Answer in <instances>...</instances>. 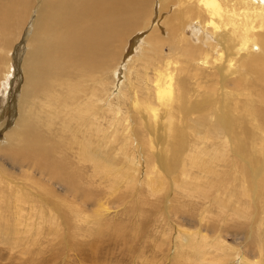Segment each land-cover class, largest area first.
<instances>
[{
	"label": "rangeland",
	"instance_id": "obj_1",
	"mask_svg": "<svg viewBox=\"0 0 264 264\" xmlns=\"http://www.w3.org/2000/svg\"><path fill=\"white\" fill-rule=\"evenodd\" d=\"M2 1L7 3L6 0ZM15 1L18 7L20 6L19 9L0 10V232L14 231L12 226L14 223L13 219L15 218L16 220V218L20 217V214H18L19 210L16 209L20 206V208L25 209L26 217L24 218V222L28 220L30 214L34 215L35 210H40V213L42 212V216L37 213L35 215V221L40 226L42 235L38 238V241L30 242L28 240L31 244L26 243V245L15 249H13L15 246L12 244L4 245L1 239L2 236H0V245H2V247L0 246V256L2 255L0 257V264H240L238 255L240 257L245 256L250 261L256 259L264 261V255H261V251L264 249V168H262L264 166V83L257 80V76L255 77V74H253L254 71L250 73V71L243 72V70L239 69V63L229 68V65L224 60H216V58H219V52L216 53L212 48L209 49L208 45L203 49H209L210 51H207L212 56L209 59H205V63H203L204 59L201 57V54L196 50H193L192 54L186 57L178 49L174 50L172 48L175 47V44H179V35L176 40L171 39L168 36V28L179 29V33L184 31L186 45L194 48L202 47L199 40L193 41V30L187 26L188 24L191 25L189 21L197 14L196 0H188L183 5L186 9H189V13H186L187 15L183 14V16L185 15L184 17L179 13V10H181L179 8H175L178 12L172 8L174 11L171 12L169 10L171 13L166 12L161 16V19L157 17L159 15L155 14L154 23L156 20L159 26L166 19L167 27L166 25L165 27H160L166 32L165 34L163 33L164 35L160 39V41H165L161 43V46L163 45L164 47L165 56L170 58L172 68L177 70L174 73L175 80L172 81L174 82L173 94L177 99L173 95L174 100L171 101V106L168 105V102L165 104L160 100H155V105L159 109L156 116L154 113L149 112L143 104V101L151 95L146 90L151 84L144 81L145 78L139 81L135 77L132 79V81H136L139 84V90H136V95L142 102H126L124 98V102H122V97L117 100V97L113 95L112 97L114 98H111L109 100L110 103L107 104V94L110 93L112 95L115 91V85H117L114 75L111 74L115 64L110 69H105L106 71L93 69L92 72L88 68L86 70L81 69L82 67L78 65L76 60L75 62H70L66 57L59 60L58 35L53 32L47 37L39 39L40 32H42L39 31L40 24L42 25L44 24L43 22H46L40 18L41 11L44 8H40L39 4H41V0ZM220 1L225 2V0ZM254 1L229 0L230 3H235V5L236 3L240 5L244 4L243 7L246 8V11L251 13H247L248 17L244 16V19L250 22L253 20L251 24L257 26H254L255 30L252 33L263 32L262 34H264V6L261 0ZM24 4H28L27 8H23ZM166 7L169 6L167 5ZM23 9H26L25 17L21 19L20 13ZM175 11L176 18L173 19V22H170V16ZM206 17L203 14L202 18ZM137 18L139 19V17ZM168 19L169 21H167ZM216 20L220 22L221 18L216 16ZM197 21L195 22L197 24L201 22V20H199L200 22ZM142 22L139 20L137 24L132 26L137 30L142 27ZM186 23V29L184 30L183 26ZM2 24H6L5 27ZM227 30L225 31V36L229 35V29ZM222 32L224 33V31ZM132 39L133 37L129 38L128 45L125 46L124 50L126 54L120 64L124 62L126 55H129L133 49L131 45ZM238 41L239 38L233 40L231 46H229V51H234L236 59L240 61L250 59L253 56V49H240ZM43 46L47 49V54L42 55L43 58L40 57V67L43 71L39 74V82L34 81L32 83L28 80L31 77H29L28 67L29 65L33 67V61L39 58L38 52H33L34 49ZM49 49L51 50L50 53H48ZM31 50H33L32 56L30 55ZM257 51L261 52V50ZM136 65L135 70L141 69L142 65H138L137 63ZM221 66H226L224 70L227 76V79L225 78V87L221 86L220 81L219 67ZM181 71L184 74H181ZM231 71L234 72L232 73ZM95 77L98 78L97 81L102 80L104 84H98L97 81H93ZM31 78L33 79V77ZM89 83L90 85H88ZM93 93L94 97L92 101L95 105L91 109L95 116L93 118L90 117L91 120L87 121L86 117L75 114V111L81 107V103L87 102ZM131 97L132 94L129 98ZM41 100L44 103L47 102L46 104H49L48 106L52 110L41 107ZM62 109L63 112H61ZM66 109L68 111L72 110L71 114H68ZM64 112L67 113L66 118H64ZM164 116L166 117L165 119H163ZM51 117L54 119H52L53 121ZM153 117H155V121ZM224 117L228 128L231 125L229 132L231 131L230 135L232 139L226 138L221 142L222 138H220L221 135H218V132L222 129L221 118ZM95 118L101 123L99 124L103 131H105V135L108 134L109 137L107 136V138L104 135L101 137L102 140L96 134V141L93 137L95 142L94 147L102 146L103 149L101 150L106 152H104L105 155L103 156L109 155L108 157H112L113 164L121 168L126 165L125 158L123 157L124 152H128V146L133 143L136 144L137 140L138 145L136 149L137 156L139 157L140 172L135 173V184L133 182L132 186L126 188L120 183L117 187L119 190L115 194H110L104 186L96 187V189L92 190L93 197H102L104 201H108L112 208L110 213L104 218L105 221L101 219L98 221V226H96L97 224L95 225L96 227L85 222L83 223V227L85 226L84 228L86 229H84L78 225L74 197L71 194H67L66 187L71 185L78 188V190H84L85 185L94 182L91 178L92 175L89 176V174H92V168L89 165L80 163V159L77 157L79 149L70 148L71 150H69L67 147L70 145H68L69 140L65 139V137L67 135L71 137L78 135L81 138H88V134H92L96 130ZM120 121L122 124H120ZM129 125L132 126L130 127ZM170 125L172 128H170ZM85 129L88 133L84 131ZM112 129H117L118 131H113ZM148 129L155 130V133L151 134V131ZM171 132L173 136H176L180 141L182 139V141L180 142L176 137L174 138ZM233 132L237 135L233 134ZM64 135L65 137H63ZM135 136L138 138L136 139ZM63 139L67 141V145H65L66 141L64 142ZM237 139L243 144L245 148L244 152H239L240 146ZM163 140H165V143H163ZM184 140L186 143L183 144ZM27 143H31L35 147L33 150L28 151L30 152L28 154H25L24 151L20 153L19 149ZM195 143L197 144L195 145ZM199 143L200 145L204 144L202 145L203 147ZM217 143L221 145L218 146ZM213 144L217 146L215 147ZM12 145H14L13 149L15 151L12 149ZM140 145L142 150L140 149ZM177 145L180 147L185 145L188 149L185 146V148L179 147L178 151H176L178 154L174 153L177 150ZM198 145L201 149L205 148L204 154H202ZM70 146L73 147V145ZM210 148H214L216 151ZM217 150L219 153L221 152L217 155L219 159L215 158V162H212L213 158L216 157L215 153L218 152ZM234 150H236L237 154H235ZM64 152H67L66 155H64ZM192 153H194V156ZM222 153L224 157H222ZM241 154L243 155L242 157H240ZM22 155L25 156L22 157ZM65 158L68 160L66 165ZM205 163L209 165L207 168L210 171H203L206 168L204 166ZM255 164L256 167H254ZM169 166H174L176 171L173 172L172 177L176 179L186 180L187 176L198 177V185L205 187L198 194L201 198L208 196L210 199L206 201L197 200L185 196L179 190L176 191V195V192L174 193L171 190V183L167 181L166 172L169 170ZM175 166L178 167L176 168ZM46 167L58 171L59 177L57 179L53 177L49 178L45 172ZM80 167L82 168L80 169ZM86 167L89 169H85ZM143 170L146 171L144 172ZM85 171H89L90 173ZM116 172L119 173V170L114 171V175H116ZM39 173H41L40 176ZM160 174H162L165 186H159V184L155 183L158 186L152 184L151 188H149L145 186L146 183H143V188L139 187L141 182L154 180ZM258 177L262 179L259 180ZM115 179L117 180V175ZM200 180H203V182ZM57 182L60 184H56ZM18 199L19 201H17ZM167 201L169 202L167 203ZM203 206L204 208H201ZM81 217L84 216L81 215ZM85 220H87L86 217ZM80 227L81 230L79 229ZM179 230L182 233H178ZM192 230H202L203 233H208V243H213L214 239L220 236L228 244L227 249L230 247L234 252L229 250L228 256H225L226 253L224 251L218 252L210 246L206 248L205 244L199 242L200 246L196 250L199 251L201 249L203 252L199 254L201 255V260L196 258L194 254L196 250L194 251L187 247L179 249L185 254L188 253L187 255H190V257L186 256V258H189L187 261L182 260L175 254L177 245H180L178 236L185 238ZM74 233H78L75 235L76 239L74 238ZM11 239L13 241L17 240L14 238V235L11 236ZM189 245L191 244L189 243L187 246L189 247Z\"/></svg>",
	"mask_w": 264,
	"mask_h": 264
},
{
	"label": "bare ground",
	"instance_id": "obj_2",
	"mask_svg": "<svg viewBox=\"0 0 264 264\" xmlns=\"http://www.w3.org/2000/svg\"><path fill=\"white\" fill-rule=\"evenodd\" d=\"M7 3L2 0H0V10L1 9H19L18 4H16L15 0H6ZM240 1V0H239ZM256 1V0H255ZM254 1V2H255ZM27 2V0H26ZM188 2V0H41L39 4L40 8L44 7L41 11V16L40 18H42V20H45L46 22H43L44 24H40V30L42 31L40 32V36L39 39H41V37H47L49 34L51 33H55L58 36V49H59V60L63 59V58H68V60L70 62H75V60L78 62V65H80V67H82L81 69H85L88 68L93 72L94 70H99V71H106L105 69H110L112 67V65L115 64L114 69L112 68V75H114V78L116 80V84L115 85V91L112 95H110V93L107 94V99H106V103L109 104V100H111V98L113 99L114 97H112L113 95L116 96L117 100H119L121 97L122 99H126V102H132V103H136L140 101V98L137 97L136 95V90H139V84L136 83V81H132L133 77H135L137 79V81L141 80L142 78H145L144 81H146L147 83H150V87H148V89H146L148 91L149 94H151L148 98H144L145 100L143 101V104L147 107L148 111L151 112L152 114L154 113L155 116L158 114V107L157 105H155V100H160L162 102H164L165 104H167V102L169 103L168 105L171 104V101H173V87H174V82H172L174 79V73L175 69L172 68L171 64H170V58H168L167 56H165L164 54V47L163 45L161 46V43L165 42V41H160V39L162 38V36L166 33L163 29H161V26L166 25V19L164 21V25L162 24L161 26H159L158 22L154 23V18L156 15L158 18L161 19V16L163 14H165L166 12L171 13L172 11H174L172 8H179L181 10H179V13H181V16H183V14H188L189 13V9L185 8L183 5ZM258 2V1H257ZM262 5L264 6V0H261ZM248 3V2H246ZM29 4V3H28ZM28 4H24L23 8H27ZM254 4V3H253ZM169 7H166V6ZM229 5V6H228ZM237 5V6H236ZM230 3L229 0H225L224 1H220V0H196V9H197V14L194 15V18L192 20L189 21L190 24L187 25L184 24V30L186 29V25L188 27H191L193 32H192V37H193V41H198L202 44V49L201 48H194L191 46L186 45V36L184 34V31L181 33H179V29H174V28H168V36L173 39L176 40V38L179 35V44H175V47H172L174 50L178 49L183 56L188 57L189 54H192L193 50H196L197 52H199L201 54V57H203V63H205V59H209L212 55L210 54V48H212V50L216 53H218L219 58H216V60H224L225 63H227V65H229V68L234 67L236 64L239 63L240 67L239 69L243 70V72H249L251 73V71H254L253 74H255V77L257 76V80L261 83H264V34L260 33V32H256V33H252V31H254L256 25H252L249 20L244 19V16L248 17V11H246V8L243 7V5L237 4L236 3ZM248 6V4H247ZM256 6V5H255ZM39 7V6H38ZM258 7V6H256ZM260 8V7H259ZM175 9V10H176ZM248 9V8H247ZM169 10H171V12H169ZM260 10V9H259ZM25 11L26 9H23L20 13L21 15V19L23 17H25ZM28 11V10H27ZM34 11V10H33ZM38 11V9H37ZM177 11V10H176ZM176 11L170 16V22H173V19H175V13ZM253 11V10H252ZM257 11V10H256ZM178 12V11H177ZM7 13V12H6ZM248 13V14H247ZM254 14V12H252ZM259 13V12H258ZM263 13V12H261ZM156 14V15H155ZM186 14V15H187ZM203 14H205L207 17L206 18H202ZM251 14V13H250ZM264 15V14H263ZM179 17V15H177ZM180 16V17H181ZM190 16V15H189ZM216 16L221 18V21L218 22L216 20ZM254 16V15H253ZM5 17V16H4ZM7 17V15H6ZM139 17V19L137 18ZM169 17V16H168ZM190 18V17H189ZM202 18V19H201ZM264 18V17H263ZM218 19V18H217ZM143 21L142 22V27L138 28L137 30L132 26L134 24H137L138 21ZM163 20V19H162ZM201 20L200 23H195L196 21ZM169 21V19L167 20ZM178 21V20H175ZM197 21V22H198ZM21 22V21H20ZM41 22V21H40ZM162 22V21H161ZM182 22V21H181ZM185 22V21H184ZM187 22V21H186ZM256 22V21H255ZM259 22V21H258ZM257 22V23H258ZM180 23V22H179ZM183 23V22H182ZM1 24V23H0ZM9 24V23H7ZM176 24V23H175ZM259 24V23H258ZM4 24H2L3 26ZM6 25V24H5ZM4 25V27H5ZM141 25V24H140ZM171 25V24H170ZM167 27V25H166ZM169 27V26H168ZM171 27V26H170ZM257 27V26H256ZM137 28V27H136ZM7 29V28H6ZM135 29V30H134ZM229 29V35H224L225 31ZM1 30V29H0ZM5 31V30H4ZM224 31V33L222 32ZM2 32V31H1ZM191 32V31H190ZM228 32V30H227ZM164 33V34H163ZM128 34V35H126ZM127 36V37H126ZM126 37V38H124ZM131 40L132 43V47L133 49L131 50V53L129 55H126V59H124V62L122 64L121 61L123 59V57L125 56L126 52H125V46L128 45V41L129 38H132ZM239 38L238 43L240 44V49L242 50H250L251 48L253 49V56L250 59H247L245 61H240L239 59H236V53L234 51H229V46H231V43L233 42L234 39ZM130 41V42H131ZM189 42V41H188ZM168 43V42H167ZM181 43V44H180ZM173 44V43H172ZM190 44V43H189ZM181 45V46H180ZM209 47V51H207L206 49H203L205 46ZM239 49V48H238ZM237 49V50H238ZM256 49V50H255ZM39 50V51H38ZM177 50V51H178ZM257 50H261V52L259 53ZM32 51L30 55L32 56ZM118 51V52H117ZM212 51V52H213ZM35 53L38 52V56L39 58H36L35 61H33L32 66L30 67L29 65V77H33V79L30 77L28 78V80L30 82H39L38 78H39V74L41 71H43V69L40 67V57H42V55H46L47 54V49H45V47H38L35 48L34 51ZM51 50H48V53H50ZM241 53V52H240ZM263 53V54H261ZM249 54V53H248ZM240 55V54H239ZM238 56V55H237ZM240 58V57H239ZM201 60V59H200ZM239 60V61H238ZM208 61V60H207ZM61 62V61H60ZM136 63L138 65H142L141 69H136ZM35 64L36 67H35ZM60 66H62L61 64H59ZM208 65V63H207ZM223 65V64H222ZM51 66V65H50ZM175 66V65H174ZM218 68V67H217ZM220 69V81H221V86L225 87V78L227 77L224 73V70L226 68V66H221L219 67ZM56 69V68H55ZM77 69V68H76ZM79 69V68H78ZM178 69V67H177ZM202 69V68H201ZM61 70V69H60ZM150 70V72H149ZM27 71V72H28ZM55 71V70H54ZM64 71V70H63ZM62 71V72H63ZM111 71V70H110ZM141 71V72H140ZM235 71V70H234ZM233 71V72H234ZM98 72V71H96ZM232 72V71H231ZM232 72V73H233ZM183 72L181 71V74ZM231 73V76H232ZM238 73V70H237ZM109 74V73H108ZM184 74V73H183ZM246 74V73H245ZM44 75V74H43ZM80 75V74H79ZM218 75V74H217ZM83 76V75H82ZM180 76V75H179ZM230 76V77H231ZM239 76V75H238ZM246 76V75H245ZM253 76V75H252ZM84 77V76H83ZM177 77V75H176ZM178 78V77H177ZM232 78V77H231ZM246 78V77H245ZM8 79V78H7ZM98 78H94L93 81H97ZM105 79V78H104ZM194 79V78H193ZM227 79V78H226ZM233 79V78H232ZM242 79V78H241ZM253 79V77H252ZM135 80V79H134ZM143 80V79H142ZM178 80V79H177ZM176 80V82H177ZM180 80V79H179ZM197 80V79H196ZM230 80V79H229ZM234 80V79H233ZM243 80V79H242ZM107 81V80H106ZM109 81V80H108ZM182 81V80H181ZM205 81V80H204ZM238 81V80H237ZM246 81V80H245ZM234 82V81H233ZM236 82V81H235ZM241 82V80H240ZM94 83V82H93ZM98 84H102L103 81L102 80H98L97 81ZM141 83V82H140ZM198 83V82H196ZM228 83V82H227ZM245 83V82H244ZM104 84V83H103ZM102 84V85H103ZM114 84V83H113ZM242 84V83H241ZM86 85V84H85ZM90 85V83L88 84ZM141 85V84H140ZM179 86V84H177ZM219 85V84H218ZM237 85V83H236ZM52 86V85H51ZM74 86V85H73ZM92 86V85H91ZM94 86V85H93ZM238 86V85H237ZM4 87V86H3ZM69 87V86H68ZM66 87V88H68ZM79 87V86H78ZM202 87V84H201ZM229 87V86H228ZM51 88V87H50ZM76 88V87H75ZM180 88V87H179ZM199 88V87H198ZM256 88V87H255ZM84 89V88H83ZM108 89V88H107ZM85 90V89H84ZM175 90V89H174ZM178 90V89H177ZM81 91V90H80ZM109 91V90H108ZM253 91V90H252ZM79 92V89H78ZM260 92V91H259ZM29 93V92H28ZM52 93V92H51ZM70 93V92H69ZM141 93V92H140ZM222 93V92H221ZM235 93V92H234ZM71 94V93H70ZM132 97L129 98V96ZM216 94V93H215ZM251 94V93H250ZM45 95V94H44ZM87 95V94H86ZM92 96H90L88 98L87 102L81 103V107H79L76 111L75 114L81 115L83 117H86L85 119L87 121H90V117H94L95 115L93 114V110L91 109V107L95 105V103L92 101V98L94 97V93L91 94ZM143 95V94H142ZM146 95V93H145ZM225 95V94H224ZM258 95V94H257ZM68 96V95H67ZM75 96V95H74ZM175 96V95H174ZM221 96V95H220ZM259 96V95H258ZM66 97V96H65ZM99 97V96H98ZM144 97V96H143ZM176 97V96H175ZM215 97V96H214ZM218 97V95H217ZM224 97V96H222ZM63 98V96H62ZM97 98V97H96ZM142 98V97H141ZM80 99V98H79ZM124 99L122 100V102H124ZM177 99V97H176ZM179 99V98H178ZM220 100V98H218ZM62 100V99H61ZM83 100V99H82ZM142 100V99H141ZM64 101V100H63ZM65 102V101H64ZM75 102V101H74ZM113 102V101H112ZM119 102V101H118ZM142 102V101H140ZM177 102V101H176ZM184 102V101H183ZM220 102V101H219ZM47 103V102H46ZM44 103V101H40V104H42L41 107L43 108H50V106H48L49 104ZM67 103V102H66ZM120 103V102H119ZM130 103V104H132ZM218 103V102H216ZM77 104V103H76ZM123 104V103H122ZM125 104V103H124ZM129 104V103H128ZM68 105V104H67ZM78 105V104H77ZM121 105V103H120ZM119 105V106H120ZM141 105V103H140ZM163 105V104H162ZM172 105V104H171ZM170 105V106H171ZM216 105V104H215ZM123 106V105H122ZM130 106V105H129ZM164 106V105H163ZM169 106V107H170ZM205 106V105H204ZM72 108V106H70ZM121 107V106H120ZM124 107V106H123ZM139 107V106H137ZM142 107V106H141ZM175 107V106H174ZM214 107V106H213ZM216 107V106H215ZM63 108V107H62ZM68 108V107H66ZM77 108V106H76ZM119 108V107H118ZM122 108V107H121ZM125 108V107H124ZM136 108V107H135ZM220 108V107H219ZM64 109V108H63ZM63 109L61 112H63ZM100 109V108H99ZM129 109V108H128ZM178 109V108H177ZM180 109V108H179ZM221 109V108H220ZM223 109V108H222ZM52 110V109H51ZM130 110V109H129ZM214 110V109H213ZM58 111V110H57ZM66 111H68L66 109ZM98 111V110H97ZM102 111V110H101ZM125 111V110H124ZM137 111V110H136ZM51 113V111H49ZM72 112V110L68 111V114ZM74 112V111H73ZM121 112V111H120ZM145 112V111H144ZM147 112V111H146ZM224 112V110H223ZM44 113V112H43ZM48 113V111H47ZM46 113V114H47ZM65 113V112H64ZM126 113V112H125ZM160 113V111H159ZM198 113V112H197ZM52 114V113H51ZM71 114V113H70ZM104 114V113H102ZM111 114V113H110ZM113 114V113H112ZM116 114V113H115ZM124 114V113H123ZM145 114V113H144ZM148 114V113H146ZM161 114V113H160ZM53 115V114H52ZM57 115V114H56ZM67 113H65V117L66 118ZM122 115V114H120ZM125 115V114H124ZM127 115V114H126ZM150 115V114H149ZM194 115V114H193ZM58 116V115H57ZM56 116V117H57ZM64 116V115H63ZM70 116V115H69ZM102 116V115H101ZM106 116V115H105ZM116 116V115H115ZM151 116V115H150ZM161 116V115H160ZM169 116V115H168ZM173 116V115H172ZM49 117V116H48ZM72 117V116H71ZM123 117V116H122ZM148 117V116H147ZM182 117V116H181ZM50 118V117H49ZM55 118V117H54ZM70 118V117H69ZM81 118V117H80ZM114 118V117H113ZM124 118V117H123ZM150 118V117H149ZM154 121H155V117ZM160 118V117H159ZM166 117L164 116L163 119H165ZM171 118V117H170ZM29 119H31V117H29ZM53 118L51 117V120ZM72 119V118H70ZM82 119V118H81ZM104 119V118H103ZM173 119V118H172ZM182 119V118H181ZM192 119V118H190ZM54 120V119H53ZM52 120V121H53ZM74 120V119H73ZM108 120V119H107ZM104 120V121H107ZM111 120V119H110ZM114 120V119H113ZM153 120V119H152ZM162 120V119H161ZM171 120V119H170ZM176 120V119H175ZM174 120V121H175ZM225 117L221 118V124H222V129H220V131L218 132V135H221L220 138H222L221 142L226 139L229 138V140H231L232 136L230 135L229 132V128L227 125V122L225 121ZM25 121V120H24ZM66 121V120H65ZM76 121V120H75ZM85 121V120H84ZM95 126H96V130L94 133L92 134H88V138L87 137H79L78 135L71 137L70 135H67L65 137V135L63 137H65V139L69 140L68 145H73L72 146H67L69 150L71 149H75L77 150V148L79 149V152L77 154V157L80 159V163L86 164L87 166L89 165L92 168V175L91 178L92 180H94V182H90L87 185H85V189L84 190H78V188H76L75 186H67V194H71V196L74 197V201H75V208H76V219L78 222L79 226L83 227V223L87 222L90 225H96L98 226V221H100L101 219L103 220L104 218H106V216L110 213L111 210V206L108 203V201H104V199L102 197H93V193L92 190L96 189V187H100V186H104L108 192L111 194H115L116 191H118L119 189L117 188L118 185L120 183H122L123 186H125L126 188L130 187L133 185V182L136 178V174L140 172V168H139V157L137 156V140H136V144L133 143L131 145H129V150L128 152H124L123 157L125 158V163L126 165L119 168L116 167L113 164V160L108 157V156H103L104 154V150L102 146H97L94 147V139L96 141L97 138H95L96 134H98V137H103L105 135V131H103L102 127H101V123L99 121H97V119L95 118ZM150 121V120H149ZM153 121V122H154ZM55 122V121H54ZM171 122V121H169ZM168 122V123H169ZM27 124V122H25ZM70 123V120H69ZM68 123V124H69ZM72 123V122H71ZM79 123V122H78ZM100 123V124H99ZM113 123H115L113 121ZM110 123V124H113ZM119 123V122H118ZM128 123V121H127ZM126 123V124H127ZM157 123V122H156ZM160 123V122H159ZM181 123V122H180ZM220 123V122H219ZM66 124V123H64ZM63 124V125H64ZM87 124V123H85ZM107 124V123H106ZM117 124V122H116ZM120 124L121 121H120ZM173 124V122H172ZM188 124V123H186ZM232 124V123H231ZM92 125V124H91ZM124 125V124H123ZM133 125V124H132ZM132 125H129L130 127ZM157 125V124H156ZM162 125V124H161ZM26 126V125H25ZM54 126V125H53ZM69 126V125H68ZM66 126V127H68ZM86 126V125H85ZM94 126V125H93ZM91 126V127H93ZM112 126V125H111ZM146 126V125H145ZM149 126V125H148ZM147 126V128H148ZM171 126V125H170ZM218 126V125H216ZM221 126V125H220ZM49 127V126H48ZM70 127V126H69ZM114 127V126H113ZM120 127V125H119ZM127 127V125H126ZM152 127V126H151ZM161 127V126H160ZM159 127V128H160ZM169 127V126H168ZM167 127V128H168ZM187 127V126H186ZM185 127V128H186ZM201 127V126H200ZM29 128V127H28ZM64 128V127H63ZM82 128V127H81ZM90 128V127H89ZM106 128V127H105ZM110 128V127H109ZM124 128V127H123ZM142 128V125H141ZM162 128V127H161ZM172 128V126L170 127ZM182 128V127H181ZM189 128V127H188ZM232 128V127H231ZM14 129V128H13ZM12 129V130H13ZM67 129V128H66ZM69 129V128H68ZM93 129V128H90ZM108 129V128H107ZM131 129V128H130ZM133 129V128H132ZM164 129V128H163ZM207 129V128H206ZM113 130V129H112ZM115 130V129H114ZM113 130V131H114ZM117 130V129H116ZM115 130V131H116ZM151 131V134L154 132L155 130L152 129H148ZM171 130V129H170ZM174 130V129H173ZM187 130V129H186ZM198 130V129H197ZM210 130V129H209ZM16 131V130H15ZM82 131V130H81ZM86 131V129L84 130ZM118 131V130H117ZM131 131V130H130ZM139 131V130H138ZM190 131V130H189ZM211 131V130H210ZM235 131V130H234ZM87 132V131H86ZM85 132V133H86ZM129 132V131H127ZM11 133V132H10ZM13 133V132H12ZM66 133V132H64ZM72 133V132H71ZM82 133V132H81ZM84 133V132H83ZM88 133V132H87ZM107 133V132H106ZM124 133V132H123ZM193 133V132H192ZM110 134V132H109ZM115 134V133H114ZM208 134V133H206ZM233 134H235V132H233ZM112 135V134H111ZM119 135V134H118ZM126 135V134H125ZM156 135V134H155ZM159 135V134H158ZM172 135V132H171ZM197 135V134H196ZM210 135V134H209ZM217 135V134H216ZM237 135V134H235ZM106 137L108 136L105 135ZM152 136V135H151ZM154 136V135H153ZM161 136V135H159ZM173 136V135H172ZM228 136V137H227ZM94 137V139H93ZM105 137V138H106ZM109 137V136H108ZM107 137V138H108ZM132 137V136H131ZM136 137V136H135ZM174 138L176 136H173ZM206 137V136H205ZM237 137V136H235ZM239 137V136H238ZM106 138V139H107ZM138 137H136L137 139ZM153 138V137H152ZM167 138V137H166ZM172 138V137H171ZM61 139V138H60ZM102 139V138H101ZM111 139V138H110ZM127 139V138H126ZM133 139V138H132ZM158 139V138H157ZM164 139V138H163ZM176 139L178 140V138L176 137ZM203 139H205L203 137ZM202 139V140H203ZM213 139V138H212ZM216 139V138H215ZM240 139V138H239ZM64 140V139H63ZM62 140V141H63ZM103 140V139H102ZM151 140V139H150ZM66 140H64L65 142ZM117 141V140H116ZM132 141V140H131ZM153 141V140H151ZM150 141V142H151ZM155 141V140H154ZM161 141V140H160ZM165 140H163V143ZM167 141V140H166ZM180 141V140H178ZM182 141V139H181ZM180 141V142H181ZM185 141V140H184ZM207 141V140H206ZM212 141V140H211ZM214 141V140H213ZM228 141V140H227ZM226 141V142H227ZM238 145L240 146L239 148V152H244L245 148L243 146V144L240 143V140H238ZM17 142V141H16ZM111 142V140H110ZM169 142V141H168ZM167 142V143H168ZM219 142V141H218ZM224 142V143H226ZM98 143V142H97ZM115 143V141H114ZM126 143V141H125ZM155 143V142H154ZM161 143V142H160ZM179 143V142H178ZM186 143L183 142V144ZM229 143V142H228ZM8 144V143H7ZM107 144V143H106ZM146 144V143H145ZM176 144V143H175ZM194 144V143H193ZM197 143H195L196 145ZM206 144V143H205ZM211 144V143H210ZM218 144V143H217ZM233 144V143H232ZM235 144H237L235 142ZM64 145V144H63ZM67 145V141L66 144ZM143 145V144H142ZM155 146V144H153ZM200 145V143H199ZM198 145V146H199ZM204 144H201L200 146H202ZM221 144H218V146ZM231 145V143H230ZM237 145V146H238ZM12 145V149H13ZM153 146V147H154ZM163 146V145H162ZM185 146V145H184ZM181 146V147H184ZM194 146V145H193ZM199 146V147H200ZM213 146H217L214 145ZM212 146V147H213ZM226 146V145H224ZM35 147V145L31 144V143H27L24 144L19 150L20 153H24L28 154L33 150V148ZM139 147V146H138ZM171 147V146H170ZM180 146L177 145V150H175L174 153H177L176 151H178ZM180 147V148H181ZM186 147V146H185ZM184 147V148H185ZM190 147V146H189ZM192 147V144H191ZM197 147V148H199ZM203 147V146H202ZM211 147V148H212ZM230 147V146H229ZM65 148V146H64ZM71 148V149H70ZM106 148V147H105ZM122 148V147H121ZM155 148V147H154ZM153 148V149H154ZM194 148V147H193ZM210 148V149H211ZM222 148V147H220ZM226 148V147H225ZM140 149H141V145H140ZM186 149H188V147H186ZM201 149V147H200ZM205 149V148H204ZM201 149L202 154L205 153V150ZM237 149V148H236ZM14 150V149H13ZM60 150V149H59ZM65 150V149H63ZM62 150V151H63ZM67 150V149H66ZM142 150V149H141ZM140 150V151H141ZM157 150V149H155ZM164 150V149H163ZM216 151L214 148L211 149ZM219 150V149H218ZM217 150V151H218ZM238 150V149H237ZM15 151V150H14ZM124 151V149H123ZM168 151V150H167ZM190 151H192L190 149ZM222 151V150H221ZM230 151V150H229ZM233 151V150H232ZM235 154L236 153V150ZM75 152V151H74ZM184 152V151H183ZM193 152V151H192ZM226 152V151H225ZM224 152V153H225ZM231 152V151H230ZM238 152V151H237ZM67 153V152H66ZM66 153L64 152V155H66ZM69 153V152H68ZM72 153V152H71ZM106 153V152H105ZM187 153V152H186ZM185 153V154H186ZM196 153V152H195ZM219 151L216 152V157L213 158L212 162H215V158L219 159V157L217 158ZM221 153V152H220ZM219 153V154H220ZM227 153V152H226ZM144 154V153H143ZM150 154V153H149ZM154 154V153H153ZM166 155V153H164ZM169 154V152H168ZM176 154V155H177ZM194 153H192L193 155ZM239 154V153H238ZM73 155V154H72ZM71 155V156H72ZM180 155V153H179ZM25 155H22V157ZM70 156V154H69ZM159 156V155H158ZM175 156V154H174ZM190 156V155H189ZM194 156V155H193ZM243 155L241 154L240 157H242ZM34 157V156H33ZM153 157V156H152ZM162 157V156H161ZM168 158V156H166ZM181 157V156H180ZM222 157H224L223 153H222ZM221 157V158H222ZM226 157V156H225ZM248 157V156H247ZM38 158V157H37ZM46 158V156H45ZM77 158V160H78ZM143 158V157H142ZM172 158V156H171ZM187 158V157H186ZM190 158V157H189ZM51 159V158H50ZM149 159V158H148ZM147 159V160H148ZM154 159V158H153ZM158 159V158H157ZM185 159V158H184ZM239 159V158H238ZM17 160V159H16ZM144 160V159H143ZM152 160V159H151ZM166 160V159H165ZM168 160V159H167ZM174 160V159H173ZM173 160H171L172 162H174ZM178 160V159H177ZM180 160V159H179ZM191 160V158H190ZM200 160V159H199ZM150 161V159H149ZM157 161V160H156ZM198 161V160H197ZM225 161V160H224ZM254 161V160H253ZM258 161V160H256ZM78 162V161H77ZM141 162V160H140ZM145 162V161H144ZM158 162V161H157ZM161 162V161H160ZM177 162V161H175ZM181 162V161H178ZM200 162V161H199ZM197 162V163H199ZM260 162V161H259ZM68 163V160L65 158V165ZM120 163V162H119ZM147 163V162H146ZM145 163V164H146ZM150 163V162H149ZM152 163V162H151ZM154 163V162H153ZM169 163V161H168ZM192 163H193V157H192ZM207 163V162H206ZM204 166H206V168L203 170H207L210 171L209 165L206 164ZM258 163V162H257ZM263 163V162H262ZM74 164V162H73ZM175 164V163H174ZM167 165V164H166ZM173 165V164H171ZM177 165V164H176ZM259 165V164H258ZM82 166V165H81ZM143 166V165H140ZM211 166V164H210ZM169 170L166 172L167 173V181H169L171 183V190L175 193L177 190H179L180 192L182 191L184 193L185 196L187 197H192L195 198L197 200H202V201H206L209 200L210 198L208 196L201 198L200 195L198 194V192L203 189L204 186L198 185V180L199 178L195 177V176H187V179L185 180H180L176 179L175 177H172L173 172H175L176 170L174 169V166H169ZM176 167V166H175ZM178 167V166H177ZM176 167V168H177ZM256 167V164L255 166ZM27 168V167H26ZM75 168V167H74ZM82 167H80L81 169ZM164 168V167H162ZM161 168V169H162ZM258 168V167H257ZM262 168H264V166H262ZM45 169V168H44ZM85 169H89L88 167H86ZM84 169V170H85ZM166 169V168H164ZM261 169V168H260ZM259 169V171H260ZM43 170V169H41ZM119 170V173L116 172L117 175V180L116 175H114V171ZM256 170V169H255ZM144 171V170H143ZM146 171V170H145ZM144 171V172H145ZM212 171V170H211ZM238 171V170H237ZM38 172V171H37ZM46 174L49 176V178H54L57 179L59 177V173L58 171L54 170V169H49L46 167L45 170ZM87 172V171H85ZM242 172V171H241ZM263 172V171H262ZM30 173V172H29ZM87 173H90L89 171ZM148 173V172H147ZM207 173V172H206ZM31 174V173H30ZM33 174V173H32ZM41 173H39L40 176ZM158 174V173H157ZM239 174V173H238ZM43 175V174H42ZM79 175V174H78ZM51 176V177H50ZM88 176V174H87ZM153 176V175H152ZM261 176V175H260ZM7 177V176H6ZM44 177V176H43ZM46 177V176H45ZM139 177V175H138ZM213 177V176H212ZM264 177V175H263ZM88 178V177H87ZM97 178V181H96ZM140 178V177H139ZM148 178V177H147ZM166 178V177H165ZM243 178V177H242ZM259 178V177H258ZM74 179V178H73ZM90 179V178H89ZM87 179V180H89ZM209 179V178H208ZM255 179V178H254ZM262 178H259V180ZM91 180V179H90ZM166 180V179H165ZM8 181V180H7ZM44 181V180H43ZM85 181V180H84ZM201 182H203V180H200ZM256 181V180H255ZM66 182V181H65ZM86 182V181H85ZM55 183V181H54ZM82 183V182H81ZM143 183H146L145 186H148L149 188H151L152 184H159L160 185H166L164 184V179L162 177V174L156 176V178H154V180L148 181V182H141V185L139 186L140 188H143ZM211 183V182H210ZM16 184V183H15ZM43 184V183H41ZM56 184H60V183H56ZM62 184V183H61ZM108 184V185H106ZM135 184V182H134ZM155 184V186L157 185ZM11 185V184H10ZM138 185V184H137ZM207 185V184H206ZM36 186V185H35ZM38 186V185H37ZM63 186V184H62ZM158 186V185H157ZM11 187V186H10ZM121 187V186H120ZM170 187V186H169ZM65 188V187H64ZM122 188V187H121ZM161 188V187H160ZM205 188V187H204ZM124 189V188H123ZM148 189V188H147ZM121 190V189H120ZM161 190V189H160ZM207 190V189H205ZM17 191V190H16ZM125 191H127L125 189ZM3 192V191H2ZM18 192V191H17ZM66 192V191H65ZM150 192V191H149ZM22 193V191H21ZM25 193V192H24ZM173 193V194H174ZM179 193V192H178ZM12 194V193H11ZM16 194V193H15ZM40 194V193H39ZM157 194V193H156ZM177 195V192L175 193ZM174 194V195H175ZM9 195V194H8ZM155 195V194H154ZM183 195V196H184ZM11 196V195H10ZM39 196V195H38ZM37 196V197H38ZM43 196V195H41ZM22 197V196H21ZM26 197V196H24ZM33 197V196H32ZM16 198V197H15ZM34 198V197H33ZM2 199V198H1ZM17 199V198H16ZM35 199V198H34ZM37 199V198H36ZM40 199V198H39ZM11 200V199H10ZM196 200V201H197ZM19 201V199L17 200ZM93 201V203H91ZM170 201V199H169ZM167 201V203L169 202ZM27 202V201H26ZM43 203V202H41ZM201 203V202H200ZM205 203V202H204ZM44 204V203H43ZM254 204V202H253ZM36 205V204H35ZM52 206V205H51ZM199 206V205H198ZM205 206V205H204ZM201 207V208H204ZM46 207V206H45ZM44 207V210H45ZM72 207V206H71ZM83 207V208H82ZM49 208V206H48ZM167 208V207H166ZM16 209H18V214H20V217L13 219L14 223L12 224L14 231H10V232H0V236H2V243L4 245L7 244H12L14 245L15 248H20L23 245H26V243H29L28 240H30V242H36L38 241V238L42 235V231L40 226L38 225V223L35 221V215L36 213L39 214L40 216H42L43 214L40 213V210H35L34 211V215L30 214V217L28 218V220H26L24 222V218L26 217L25 215V209L17 207ZM28 209V208H27ZM85 209V210H84ZM47 210V209H46ZM74 210V209H73ZM89 212H87V211ZM203 210V209H202ZM30 211V210H29ZM8 212V211H7ZM67 212V211H66ZM86 212V213H84ZM10 214V213H9ZM48 214H50V212H48ZM46 213V215H48ZM66 214V213H65ZM68 214V213H67ZM81 215H83L84 217H81ZM38 216V215H37ZM44 217V216H43ZM85 217L87 218V220H85ZM64 218V217H63ZM45 219V218H44ZM75 219V220H76ZM48 221V220H47ZM58 221V220H57ZM105 221V219H104ZM103 221V222H104ZM11 222V221H10ZM64 222V221H62ZM8 223V222H7ZM67 223V221H66ZM100 224V222H99ZM102 224V223H101ZM5 225V224H4ZM61 225V224H60ZM64 225V224H63ZM95 226V227H96ZM103 226V225H102ZM100 226V227H102ZM45 227V226H44ZM49 227V226H48ZM53 227V226H52ZM88 227V226H87ZM91 227V226H90ZM179 227V226H178ZM58 228V227H57ZM64 229V227H62ZM4 229V228H3ZM78 229V228H77ZM81 230V227L79 228ZM86 229V228H84ZM76 230V229H75ZM2 231V230H1ZM4 231V230H3ZM86 231V230H85ZM184 231V230H183ZM177 232V230H176ZM90 233V232H89ZM94 233V231H93ZM178 233H182V231H178ZM184 233V232H183ZM219 233V232H217ZM222 233V232H221ZM78 234V233H77ZM76 233H74V238L76 237L75 235H77ZM80 234V233H79ZM82 234V233H81ZM85 234V233H83ZM92 234V233H91ZM14 235V238L17 240H12L11 236ZM90 236V234H89ZM94 236V235H93ZM84 237V236H83ZM95 237V236H94ZM73 238V239H74ZM89 238V237H88ZM87 238V240H88ZM92 238V237H91ZM50 239V238H48ZM72 239V241H74ZM76 239V238H75ZM261 239V238H260ZM208 233H203L202 230H192V232H189L187 234V236L185 238H181L180 236H178V241L180 242V245H177L176 249H175V254L181 258L182 260H188L189 258H186L187 255L185 254L182 250L179 249H185L187 248H191V250L193 249L194 251L198 248V246H200V243L205 244L206 248L208 246H210L212 249H215L216 251L220 252V251H224L226 254H229V250L231 252H234L231 250V248H228V244H226V241L224 242L220 236L216 237L213 243H208ZM48 241V240H46ZM185 241V242H184ZM85 242V241H83ZM200 242V243H199ZM264 242V241H263ZM262 242V243H263ZM189 247L187 246L188 244ZM31 244V243H29ZM50 244V242H49ZM264 244V243H263ZM48 245V244H47ZM77 245V244H76ZM2 247V245H0ZM34 246V245H32ZM53 246V245H52ZM4 247V246H3ZM8 247V246H7ZM30 247V246H29ZM28 247V248H29ZM54 247V246H53ZM78 247V245H77ZM36 248V247H35ZM202 248V247H200ZM37 249V248H36ZM4 250V249H3ZM204 250V249H203ZM80 251V250H79ZM171 251V250H170ZM8 252V251H7ZM93 252V251H91ZM191 252V251H190ZM201 253H203L201 251V249L198 251L196 250L195 256L196 258L201 257V255H199ZM38 253V251H37ZM3 254V253H1ZM77 254V253H76ZM236 254H238L236 252ZM264 255V249H262L261 251V255ZM193 256V254H191ZM2 256V255H1ZM0 256V257H1ZM10 256V255H9ZM191 256V257H192ZM228 256V255H227ZM230 256V255H229ZM239 257V262H241L240 264H264L263 260L260 259H256V260H248L245 256L244 257ZM204 258V257H203ZM174 261V260H173ZM211 262V261H210ZM220 262V261H219ZM199 263V262H198ZM200 264V263H199ZM209 264V263H208Z\"/></svg>",
	"mask_w": 264,
	"mask_h": 264
}]
</instances>
